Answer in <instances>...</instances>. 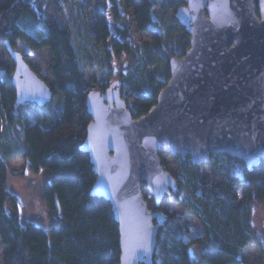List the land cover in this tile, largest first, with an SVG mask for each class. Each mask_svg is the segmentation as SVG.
I'll return each instance as SVG.
<instances>
[{
    "label": "trees",
    "instance_id": "16d2710c",
    "mask_svg": "<svg viewBox=\"0 0 264 264\" xmlns=\"http://www.w3.org/2000/svg\"><path fill=\"white\" fill-rule=\"evenodd\" d=\"M35 2L0 0V45L23 43L34 51L50 52L54 95L61 96L62 108L50 128L29 121L24 110L28 105H16L14 68L0 63V264H120L119 225L112 205L93 193L97 176L82 149L92 123L89 94L93 87L102 94L109 88L92 84L86 71L98 68L112 75V60L133 55L139 71L133 77L135 91L129 90L128 109L134 119L148 115L171 75L165 66L151 76L144 59H150L154 50L162 52L168 38H174L162 22L165 2L177 8L186 4L179 0H54L62 17H67L64 5L70 8L71 23L50 26L39 15L43 4ZM82 7L92 9L90 28L83 21ZM121 9L131 11L137 30L151 39L148 53L134 46L132 32L122 26ZM177 32L179 39L189 40L184 26L177 27ZM164 70L165 80L160 78ZM17 157L34 173L47 170L50 174L42 191L51 217L58 220L50 230L21 223L19 201L8 188L9 163ZM176 162L180 175L171 195L176 203L187 199L202 233L188 240L190 230L178 227L180 217L168 215L160 226L154 264H243L244 252L257 243L252 208L264 207V163L249 170L239 160L214 155L208 163L219 177L214 186L202 180L204 165H193L188 157ZM239 190L244 195L240 204ZM193 247H198L199 258Z\"/></svg>",
    "mask_w": 264,
    "mask_h": 264
},
{
    "label": "water",
    "instance_id": "95a60500",
    "mask_svg": "<svg viewBox=\"0 0 264 264\" xmlns=\"http://www.w3.org/2000/svg\"><path fill=\"white\" fill-rule=\"evenodd\" d=\"M34 2L36 0H33ZM191 37L184 58L170 62L171 78L148 115L134 119L121 85L88 97L92 123L82 149L97 181L93 193L108 201L119 225L120 264H154L160 210L177 187L160 157L190 158L208 164L227 155L252 170L264 163V0H180ZM12 84L16 105L45 107L54 90L19 52Z\"/></svg>",
    "mask_w": 264,
    "mask_h": 264
},
{
    "label": "rangeland",
    "instance_id": "374dc122",
    "mask_svg": "<svg viewBox=\"0 0 264 264\" xmlns=\"http://www.w3.org/2000/svg\"><path fill=\"white\" fill-rule=\"evenodd\" d=\"M110 1L112 0H107V2ZM259 1L260 0H255V3L257 4ZM35 4H43V10L39 13V15L43 21L50 26H65L71 23V11L69 7L64 5V10L67 13V17H62L55 6L54 0H36ZM163 6L164 7L162 8L165 11V17L162 19V22L166 31L173 35L174 38H168V41L162 46V52L159 53L157 50H154L153 54L151 55L152 59H144V62L149 68L148 73L153 77H155L157 73H160L161 70L165 68V66L169 68L171 75V60L174 58H184L187 52L190 50L191 45L190 35L189 40L183 39V37L182 39H179L180 33L177 32V27L179 28L183 26L180 13L187 7V4L177 8L175 5L171 6L169 2H165ZM80 11L85 14L83 18L85 26L87 28L92 27V9L86 10L84 7H82ZM121 11L125 17V21L122 23V26L128 28V30L132 32L134 46L146 50L148 53V47L150 46L151 39L146 34L140 33L137 30L131 11H125L123 9H121ZM184 28L186 29L185 26ZM152 48L153 47H151V51ZM96 49L99 51V48ZM14 52L21 53L32 69L43 80H45L53 90H55L51 76L52 56L48 50L37 52L23 43H20L18 47L0 45V63L5 64L10 69H13L15 67V64L12 60V54ZM161 54H165L166 56L164 57ZM135 61L136 58H134L133 55L125 56L120 60H112V75H110L109 72L98 68L95 71L87 69L86 74L89 81L95 86L108 84L109 88L112 85L120 84L121 92L124 95L123 99L126 101L128 107L132 101L131 96L133 90L135 91V79H133V77L137 78L139 71V68L134 65ZM163 74H161L162 76H160V78L165 80L168 73L164 70ZM129 90H132V93L129 92ZM61 108L62 98L57 94L54 95L51 103L45 107L28 104L24 110L29 121L39 122L45 128H50L59 118ZM160 157L166 170L170 172L175 178H178L180 174L176 158H174L171 153L167 151L161 152ZM203 165L204 166L201 167L202 180L206 183L217 186L219 183V177L216 174V168H213L208 164ZM49 177L50 174L47 170H42L38 174L34 173L26 161L21 157H17L9 163L8 188L10 193L15 195L19 201V213L22 224L33 223L50 230L58 222L57 219L51 217L48 207L43 201L42 197L43 187ZM143 195L146 198L150 209L160 210L166 216L165 220L168 215L179 216L180 221L178 222V227L182 230H186L187 228L190 230L191 235L188 240H192L202 233L201 225L199 224L197 218H195L193 212L187 206L186 198L181 201L182 203H176L174 201V197L169 195L163 200L162 205L157 208L154 197L146 189L143 190ZM238 195L240 204L244 200V195L241 190L238 191ZM239 204L234 206L237 207ZM163 222H158L157 225L161 226ZM252 227L257 236V243L250 246L244 252L242 256L244 260L243 264H264V207L260 204H255L252 208ZM193 252L196 257H200L198 247H193Z\"/></svg>",
    "mask_w": 264,
    "mask_h": 264
},
{
    "label": "flooded vegetation",
    "instance_id": "af4514ba",
    "mask_svg": "<svg viewBox=\"0 0 264 264\" xmlns=\"http://www.w3.org/2000/svg\"><path fill=\"white\" fill-rule=\"evenodd\" d=\"M110 87H111V86H110ZM110 87H109V88H110Z\"/></svg>",
    "mask_w": 264,
    "mask_h": 264
}]
</instances>
